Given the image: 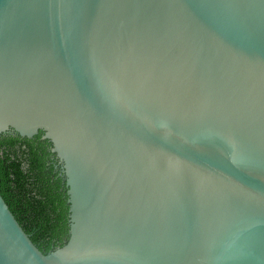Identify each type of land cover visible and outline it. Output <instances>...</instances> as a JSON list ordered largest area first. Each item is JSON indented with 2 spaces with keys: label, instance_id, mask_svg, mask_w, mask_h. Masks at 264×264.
I'll use <instances>...</instances> for the list:
<instances>
[{
  "label": "water",
  "instance_id": "water-1",
  "mask_svg": "<svg viewBox=\"0 0 264 264\" xmlns=\"http://www.w3.org/2000/svg\"><path fill=\"white\" fill-rule=\"evenodd\" d=\"M39 131L68 238L0 194V264H264V0H0V135Z\"/></svg>",
  "mask_w": 264,
  "mask_h": 264
},
{
  "label": "trees",
  "instance_id": "trees-1",
  "mask_svg": "<svg viewBox=\"0 0 264 264\" xmlns=\"http://www.w3.org/2000/svg\"><path fill=\"white\" fill-rule=\"evenodd\" d=\"M18 134L0 135V194L44 253L68 238L66 186L51 143Z\"/></svg>",
  "mask_w": 264,
  "mask_h": 264
}]
</instances>
